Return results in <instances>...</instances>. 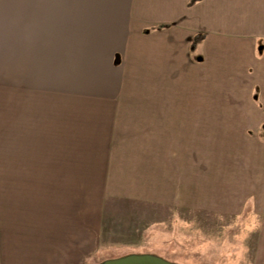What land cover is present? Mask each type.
Masks as SVG:
<instances>
[{
  "label": "crops",
  "instance_id": "obj_1",
  "mask_svg": "<svg viewBox=\"0 0 264 264\" xmlns=\"http://www.w3.org/2000/svg\"><path fill=\"white\" fill-rule=\"evenodd\" d=\"M189 2L0 0V264L250 218L264 264V0Z\"/></svg>",
  "mask_w": 264,
  "mask_h": 264
},
{
  "label": "rangeland",
  "instance_id": "obj_2",
  "mask_svg": "<svg viewBox=\"0 0 264 264\" xmlns=\"http://www.w3.org/2000/svg\"><path fill=\"white\" fill-rule=\"evenodd\" d=\"M58 109V105L57 107L53 106L54 112ZM235 225L234 221L229 223L231 228L228 233H220V225L209 222L208 224L198 223L194 228L164 226L158 233H154L146 241H142L135 249H128L120 253L115 252L116 250H109V253H104L105 256L102 253L97 264L107 259L130 254L156 255L176 264H237L239 262V264H249L256 238L257 218H250L244 222L243 229L246 232L239 234L244 238V251L241 257L239 256L240 258L237 257L235 248L238 245Z\"/></svg>",
  "mask_w": 264,
  "mask_h": 264
},
{
  "label": "water",
  "instance_id": "obj_3",
  "mask_svg": "<svg viewBox=\"0 0 264 264\" xmlns=\"http://www.w3.org/2000/svg\"><path fill=\"white\" fill-rule=\"evenodd\" d=\"M100 264H176L151 254H130L114 259H107Z\"/></svg>",
  "mask_w": 264,
  "mask_h": 264
},
{
  "label": "trees",
  "instance_id": "obj_4",
  "mask_svg": "<svg viewBox=\"0 0 264 264\" xmlns=\"http://www.w3.org/2000/svg\"><path fill=\"white\" fill-rule=\"evenodd\" d=\"M196 1H197V0H190L189 4H193V3L196 2ZM200 38H201V36H200V35H197V36L193 39V41H192V43H191V46L194 47V46L197 44V42H199Z\"/></svg>",
  "mask_w": 264,
  "mask_h": 264
}]
</instances>
